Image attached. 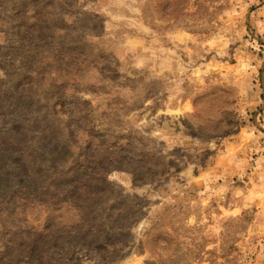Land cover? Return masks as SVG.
I'll list each match as a JSON object with an SVG mask.
<instances>
[{
    "label": "rangeland",
    "instance_id": "obj_1",
    "mask_svg": "<svg viewBox=\"0 0 264 264\" xmlns=\"http://www.w3.org/2000/svg\"><path fill=\"white\" fill-rule=\"evenodd\" d=\"M32 1L0 0V264H264V0Z\"/></svg>",
    "mask_w": 264,
    "mask_h": 264
},
{
    "label": "trees",
    "instance_id": "obj_2",
    "mask_svg": "<svg viewBox=\"0 0 264 264\" xmlns=\"http://www.w3.org/2000/svg\"><path fill=\"white\" fill-rule=\"evenodd\" d=\"M35 1H38V0H35ZM32 3H34V0L32 1ZM14 93H11L10 92V94L9 95H6V96H3V97H6V99L8 100V101H11L13 98H15V96L13 95ZM0 118L4 121V123L6 124V120H7V118H8V110H9V105H8V103H7V101H4V99H2V101L0 102ZM10 115V114H9ZM6 136H9V135H6ZM5 136V137H6ZM7 138V140H4V141H8V143H9V141H12V143H11V145L12 146H15L16 148H17V146H18V143L17 142H15V141H13V140H11L10 138H8V137H6ZM2 141H1V136H0V165L3 167L1 170L3 171V173H4V176H8L9 174H10V172H11V170L9 169V166H11L10 165V163L8 162V161H6L5 159H2L3 158V155H6L7 153L9 154L10 153V150H9V148H5V147H2L1 148V146H2V144H3V142L1 143ZM15 148V149H16ZM2 149V150H1ZM16 150H18V149H16Z\"/></svg>",
    "mask_w": 264,
    "mask_h": 264
}]
</instances>
